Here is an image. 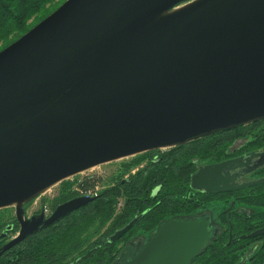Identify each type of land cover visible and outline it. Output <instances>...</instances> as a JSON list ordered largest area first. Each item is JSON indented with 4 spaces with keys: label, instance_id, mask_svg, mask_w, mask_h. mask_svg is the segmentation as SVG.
<instances>
[{
    "label": "water",
    "instance_id": "obj_1",
    "mask_svg": "<svg viewBox=\"0 0 264 264\" xmlns=\"http://www.w3.org/2000/svg\"><path fill=\"white\" fill-rule=\"evenodd\" d=\"M260 118L264 0H65L0 51V209L14 207L20 225L0 255L94 199L27 217L26 204L56 184ZM248 156L201 166L191 187L263 183L229 172ZM215 232L208 217H173L113 264H191Z\"/></svg>",
    "mask_w": 264,
    "mask_h": 264
},
{
    "label": "trees",
    "instance_id": "obj_2",
    "mask_svg": "<svg viewBox=\"0 0 264 264\" xmlns=\"http://www.w3.org/2000/svg\"><path fill=\"white\" fill-rule=\"evenodd\" d=\"M64 1L0 0V51ZM260 149L264 150V118L219 129L186 144L139 154L124 163L121 173L113 176L111 181L87 175L81 180L79 191L94 194L101 187L93 195L94 199L55 223L41 226L4 251L0 255V264H113L136 234H143L148 239L163 221L173 217L188 218L205 208H214L212 200L227 203L231 199L251 210H259L258 219H262L263 223L259 222L263 225L264 183L213 194L196 191L190 184L191 175L201 165ZM142 162L144 164L132 173V167ZM254 175L264 176V166ZM78 195L71 189L69 181H63L59 193L52 200L53 207ZM119 198L124 199V204L117 211ZM142 213L140 220L125 235L109 241L115 231ZM223 220L226 229L214 236L192 264H233L238 246L254 239L240 238L228 244L225 234L229 222L228 219ZM231 221L234 234L251 232L257 227L247 228L255 224L252 217L246 218L245 214H234ZM18 229L15 216L9 219L0 216V244L6 241L4 233L15 234Z\"/></svg>",
    "mask_w": 264,
    "mask_h": 264
},
{
    "label": "flooded vegetation",
    "instance_id": "obj_3",
    "mask_svg": "<svg viewBox=\"0 0 264 264\" xmlns=\"http://www.w3.org/2000/svg\"><path fill=\"white\" fill-rule=\"evenodd\" d=\"M263 152H264V150H261V149L260 150H249V151L238 153L235 156H231V157L224 159V160H221V161L233 159V158H236V157H239L242 155H249L247 158L239 161V163L241 164L239 167H236V168L229 171L231 173H236V172H242L243 173L242 176L236 180L237 183L249 182V181L264 177V176L254 175V173L256 171H258L261 167L264 166V164H261L262 160L264 159V156L261 155V153H263ZM221 161H218V162H221ZM214 163H217V162H214ZM208 164H212V163H208ZM204 165H206V164H204ZM201 166H203V165H201ZM190 184H191V182H190ZM259 184H261V183H259ZM255 185H257V184H255ZM251 186H253V185H251ZM248 187H250V186H248ZM244 188H247V187H244ZM244 188H241V189H244ZM241 189H235V190L226 191V192H234V191L241 190ZM196 191L204 192V191H200V190H196ZM226 192H218V193H226ZM204 193H208V192H204ZM210 194H213V193H210ZM79 196H85V195H78L77 197H79ZM212 203L215 204L214 208L211 207L213 210L210 208H205V210L201 211L199 214L191 216L189 218L200 219L203 217H208L209 227L210 228L211 227L216 228L215 235L220 234L223 229H226V224L224 223L223 219H228L229 228H228L227 234H225L228 236V244L231 241L236 242L240 238H246V237H242L243 235H249L253 232L264 229V224L260 225V222L263 223L262 219H258L259 210H256V211L251 210L248 206H245L242 203H240V202L238 203L237 201L231 200V199L227 203L221 202L220 200H216V201L212 200ZM60 204H62V203H60ZM60 204H58V205H60ZM58 205L53 207L52 212L56 209V207ZM40 212H42V210ZM35 214H39V213L36 212ZM50 214H48V215L46 214V215L49 216ZM234 214H238V215H244L245 214L246 218L252 217V219L254 221L252 223L255 225H252L251 227H247V228L250 229L253 226H257V227L254 228L253 230H251V232L234 234L233 233V223L231 221V217ZM251 214L254 216H250ZM224 215H225V217H224ZM19 229H20V225H19ZM19 229H18V231H19ZM4 235L6 236V241L4 243L0 244V247L3 244L5 245L8 241H10V239L8 238L9 234L4 233ZM135 236H136L135 238L133 236L132 240L129 243H136V245H137L138 241H140V240L145 242L144 241L145 238L142 235L136 234ZM253 238L254 239L252 241H247V242L242 243L238 246L239 248H238L237 254H236L237 257L235 258V263H233V264H264V233L258 234L256 236H254ZM145 240H147V239H145ZM136 249H137V246H133V251H136Z\"/></svg>",
    "mask_w": 264,
    "mask_h": 264
},
{
    "label": "rangeland",
    "instance_id": "obj_4",
    "mask_svg": "<svg viewBox=\"0 0 264 264\" xmlns=\"http://www.w3.org/2000/svg\"><path fill=\"white\" fill-rule=\"evenodd\" d=\"M137 156V155H136ZM136 156H131L128 158H121L112 162H108L105 164H101L98 166H95L89 170H86L84 172H81L77 175H74L64 181H69L71 184V189L74 190L77 194L79 195H83V193L81 191H79V184L81 182V180L87 176V175H96V176H100L103 179H105L106 181H111L113 176L120 174L122 171V166L124 163L126 162H130L132 161V159H134V157ZM142 164H144L143 162L141 164L135 165L132 167L131 172H135L137 170V168L139 166H141ZM126 177L128 176V174L125 175ZM61 188V183L56 184L55 186H53L48 192H46L44 195L40 196L39 198L34 199L30 204L26 205L25 207V211H26V216L27 217H31L33 216L36 212L37 213H41L40 211H44L47 215L52 213V209H53V202L52 200L54 199V197L59 193ZM101 189V187H98V190L96 191L98 193V191ZM96 192L93 195H96ZM86 196V195H85ZM45 200L44 204L43 201ZM124 204V199L123 198H119V202L117 204V211H119L122 206ZM0 216L2 219H9V217H14L15 216V208L14 207H7V208H3L0 211ZM11 219V218H10ZM18 232V231H17ZM17 232L15 234H11L8 236V238L11 240L13 237L16 236ZM13 236V237H12ZM142 236L146 239V236L142 234ZM136 236H134L135 238ZM144 239V241H146Z\"/></svg>",
    "mask_w": 264,
    "mask_h": 264
},
{
    "label": "bare ground",
    "instance_id": "obj_5",
    "mask_svg": "<svg viewBox=\"0 0 264 264\" xmlns=\"http://www.w3.org/2000/svg\"><path fill=\"white\" fill-rule=\"evenodd\" d=\"M146 152H148V151H146ZM144 153H145V152H144ZM141 154H142V153H141ZM138 155H139V154H138ZM62 182H63V181H62ZM62 182H60V183H62ZM51 188H52V187H51ZM51 188H50V189H51ZM50 189H48L46 192H48ZM46 192H45V193H46ZM45 193L41 194L40 196L44 195ZM40 196H38L37 198H39ZM35 199H36V198H35ZM125 234H126V233H125ZM149 237H150V236H149ZM149 237H148V238H149Z\"/></svg>",
    "mask_w": 264,
    "mask_h": 264
},
{
    "label": "built area",
    "instance_id": "obj_6",
    "mask_svg": "<svg viewBox=\"0 0 264 264\" xmlns=\"http://www.w3.org/2000/svg\"><path fill=\"white\" fill-rule=\"evenodd\" d=\"M78 189H79V188H78ZM91 194H92V193H88V194L86 193V194H83V195L90 196Z\"/></svg>",
    "mask_w": 264,
    "mask_h": 264
}]
</instances>
